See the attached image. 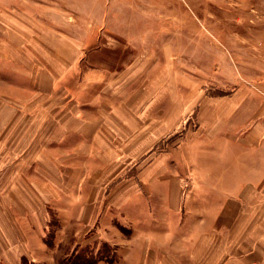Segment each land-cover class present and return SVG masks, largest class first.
I'll return each mask as SVG.
<instances>
[{
  "label": "rangeland",
  "instance_id": "rangeland-1",
  "mask_svg": "<svg viewBox=\"0 0 264 264\" xmlns=\"http://www.w3.org/2000/svg\"><path fill=\"white\" fill-rule=\"evenodd\" d=\"M56 35L66 37L68 42L63 46L68 54L74 49L73 67L61 79H55L56 87L51 86L48 96V92L39 90L38 83L44 84L39 71L61 60L52 55ZM62 86L66 90H61ZM261 87L264 88V0H0V101L14 104L28 99L32 102L23 115L35 114V121L25 119L20 126L28 131V137L21 134L6 138L14 122L4 123L0 161L7 164L12 155L16 156L14 160L42 161L38 154L46 138H42V120L36 115L52 114L48 122L54 132L60 92L62 98L79 103L90 104L98 97L97 104L85 106L82 114L86 118L102 109H110V113L114 104L126 107L129 98L144 94L161 103V120L159 107L150 110L146 118V125L154 119L161 121L160 135L144 139L141 132L132 129L122 137V131L114 134L110 130L104 138L83 139L89 144L94 140L99 151L104 148L108 154L99 153V158L86 155L80 161L68 156L67 165L63 164L70 167L76 162L93 167L84 170L83 181L89 183L92 177L96 180L98 195L111 213L98 217L92 227H82L74 218L73 202L44 203L47 218L43 232L30 224V218H19L24 229L29 225L31 250L16 264L120 262L125 251L122 242L137 241L140 211L158 200L155 194L159 187L139 182V164L155 157L163 162L162 175L169 182L160 187L163 203L159 209L163 216H171V190L175 189L171 180L180 181L176 189L179 213L187 210L183 200L201 188L193 185L194 171L188 169L189 163L233 159V154L226 152L233 150L234 139L229 130L216 133V129L202 125L208 115L204 112V116L203 105L209 100L235 96L248 101L264 99ZM22 107L16 111L18 115H22ZM64 139L68 151H72L77 139ZM32 145L36 147L34 157ZM54 146L51 143V149ZM129 178L136 192L124 203L123 192L128 187L124 189L123 185ZM35 179L41 182V177ZM82 188L85 192L90 186ZM67 192V197H73L74 187ZM110 193L116 195L115 200H107ZM58 204L68 210L67 216L58 214ZM80 231H86L83 234L88 236L91 232L99 235L93 240L89 236L88 245L78 249ZM126 249L125 254L130 251Z\"/></svg>",
  "mask_w": 264,
  "mask_h": 264
},
{
  "label": "crops",
  "instance_id": "crops-1",
  "mask_svg": "<svg viewBox=\"0 0 264 264\" xmlns=\"http://www.w3.org/2000/svg\"><path fill=\"white\" fill-rule=\"evenodd\" d=\"M56 36L58 40L55 39L56 46L52 48V55L61 60L54 61L53 67L48 64V68L42 67L39 71L42 73L40 77L44 81V87L38 83V89L48 92V96L51 86L54 84L52 88L56 87L55 79H61L73 67L71 64L74 54L71 52L74 49L68 54L63 46L68 42L66 37ZM73 46L71 43V49ZM48 62L52 63V60ZM41 65H44V60ZM63 89L66 90L65 86H62L61 90ZM263 89L261 87L259 90ZM59 96L60 113L54 121L55 133H51L48 122L52 114L36 115L37 119L42 120V138H46V141L42 140L43 151L38 154L42 161L14 160L15 155H12V160L7 164L0 161V262L4 264H16V260L23 255H30L29 225L26 224L24 229L19 218H30V224L43 232L44 219L47 218L44 203L73 202L74 218L82 227H92L98 217L108 216L110 211L103 206L102 202L105 203V200L98 195L96 180L92 177L89 183L83 181L84 170H90L91 166L84 163L78 165L76 162L74 165L69 164L70 167L63 165H67L68 156L80 161L86 155L95 154L99 158V153H109L104 148L100 152L94 140L89 144L83 139L104 138L110 130L112 133L122 131V137L132 129L138 130L141 132L140 137L144 139L162 132V123H157V119L146 125L148 112L153 108L156 110L159 107L161 120V103L157 98L147 99L145 94L129 98L126 107H123L124 104H114L110 113V109L107 112L102 109L97 115L86 118L82 114L85 106L97 104L100 100L98 97L88 104L62 98L61 92ZM19 101L14 104L0 101V134L6 127L4 123L14 122L9 132L7 131L6 138L20 137L21 134L28 137V131L21 129V123L25 119L35 121V114L23 115L27 113L26 106H30L32 101ZM21 107L22 115H18L16 111H20ZM202 110L203 113L208 112L207 116L204 113V127L216 129V133L229 130L230 138L234 139V142L231 141L234 148L226 153L233 154V159L226 162L203 161L193 165L190 162L188 169L194 171L193 185L201 188L187 195L183 200L187 210L179 213L176 189L180 181L171 180L175 185V189L171 190L174 194L173 203L170 204L171 216H163L162 209H159L163 203L160 187L169 185L162 175L163 162L155 157L154 160L140 163L139 182L143 186L159 187V192L155 194L158 200L140 211L137 241L133 244L122 242L123 251L126 248L130 251L127 254L124 251L123 258L115 264H264V99L254 98L248 101L235 96L209 100ZM72 136L77 142L70 149L72 151H68L64 138ZM51 143L55 145L52 149ZM30 148L34 157L36 147L32 145ZM15 150L18 152V147ZM31 150L26 153L30 154ZM36 170H41V173L36 174ZM35 176L41 177V182L36 181ZM84 185L90 186L89 190L84 192ZM73 187V197H67V189L72 190ZM123 187H128L123 192L122 202L126 203L136 190L132 189L134 183L131 178ZM115 196L110 193L106 198H112L113 201ZM57 207L58 214L67 216L68 210L62 208L61 204ZM83 233L87 234L86 231H80L78 249L85 248L90 237L93 240L99 235V232H91L89 237ZM49 259L48 256L46 260ZM104 263L111 264L104 261L99 264Z\"/></svg>",
  "mask_w": 264,
  "mask_h": 264
}]
</instances>
